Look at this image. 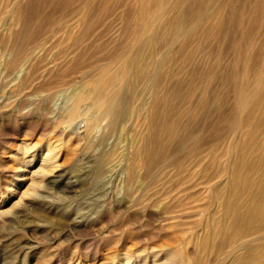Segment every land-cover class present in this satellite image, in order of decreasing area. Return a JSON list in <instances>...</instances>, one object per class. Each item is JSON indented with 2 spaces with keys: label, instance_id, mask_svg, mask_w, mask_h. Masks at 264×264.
I'll return each mask as SVG.
<instances>
[{
  "label": "rangeland",
  "instance_id": "rangeland-1",
  "mask_svg": "<svg viewBox=\"0 0 264 264\" xmlns=\"http://www.w3.org/2000/svg\"><path fill=\"white\" fill-rule=\"evenodd\" d=\"M263 2L222 0L221 18L209 38H204L205 28L194 31L192 24L176 29L189 33L184 46H168L166 38L172 32L158 26L166 42L155 48L153 58L168 73L160 74L154 100L148 88L121 75L129 105L127 113L110 125L105 105L90 98L78 104L80 115L70 120L73 124L54 122L49 111L67 120L74 105L69 98L72 89L90 88L96 94L103 85L98 79L102 70L108 75L121 62L114 58L116 54L146 49L145 34L136 29L139 0H11L8 8L13 14L4 17L10 22L4 36L10 40L7 60L23 52L28 65L24 71L35 81L63 77L66 83L51 89L29 85L16 90L12 79L17 72L0 71V195L15 176L17 157L44 151L49 143L60 150L51 188L23 194L0 214V264H148L152 255L164 252L181 256L188 264L197 259L229 264L230 256L202 252L197 244L212 223L211 215L220 209L209 183L224 185L221 168L228 167L239 145L248 143L246 136L235 134L238 145L233 149L229 125L242 111L234 85L251 83L256 70L264 68ZM205 20L214 26L213 19ZM190 49L193 56L187 57L192 55ZM134 90L141 97H131ZM73 126L78 128L73 131ZM21 140L29 145L25 154ZM129 144L146 152V158L155 155L163 160L149 168L156 176L149 187L134 189L124 183L128 163L145 170ZM116 149L119 153L111 157ZM245 154L251 158L255 152L249 149ZM196 157H200L197 166ZM182 175L195 177L184 192L177 187ZM147 191L160 198L170 191L166 201L182 198L185 204L164 213L158 201L147 200ZM36 193L45 198L34 197Z\"/></svg>",
  "mask_w": 264,
  "mask_h": 264
},
{
  "label": "bare ground",
  "instance_id": "bare-ground-1",
  "mask_svg": "<svg viewBox=\"0 0 264 264\" xmlns=\"http://www.w3.org/2000/svg\"><path fill=\"white\" fill-rule=\"evenodd\" d=\"M221 1L220 0H139V12H138L139 20L136 25V29L139 35L145 34L144 40L142 41L143 44L145 43V45L147 46L146 49H144V47L143 49L140 48L137 52L133 54H131V52L120 53L119 55L116 54L114 58L121 60V62L118 61L119 62L118 66H116L115 70L113 72L111 71L112 73L108 75L105 74V68H104L102 70L100 77L98 78L99 81L101 82V83L99 82V84L100 85L103 84L104 86L103 85L99 86L96 94L94 90L90 88L81 87L78 90L72 89V91L69 94V98L72 100V103H74V105L70 111V114L68 115L67 120H63V118L59 119L61 117L52 110L49 111L51 119L56 123L62 120L70 124H73V122L72 121L70 122V120L80 115L78 104L81 101L90 98L92 99L93 102L95 101L101 102L102 104L105 105L104 107L105 110L107 111L108 114L111 115L112 118L110 121V125H113L114 123H116L115 121L117 120V118L124 116L125 112L127 113L126 108L129 105L130 96H128V94H126L124 90L121 88V82H120L121 81L120 76L124 74L133 77L132 79L136 85L138 84L146 87V89L148 88L149 96H151V100H154L156 97V89H158L159 87L160 74L162 73V71H164L165 74L168 73V70H164V68L162 67L163 63L153 58L154 53H156L155 48L158 47L160 43L166 42V40L168 46H171V44H175V43L182 45L185 39H188L189 33L188 31L183 33H177L176 29L179 27H183L186 24H192L191 28L193 30L194 29L198 30L199 28H201L202 31L205 28L203 34L204 38H209L211 35L214 34V27H216L217 23H219V18H221L220 13H222L221 12L222 7L220 6L224 5V4L221 5V3L219 4V2ZM10 2L11 0H0V34L2 35V36L0 35L1 36L0 53L2 55V56L0 55L1 56L0 71L3 68V69H13L17 72V75L14 77V79H12L13 80L12 84L16 90H20L22 88L24 89V87H27L29 85L32 86L34 85L35 89H41L44 87H48L51 89L55 86L65 84L66 80L63 79V77L53 78L52 80H49L47 82L35 81L36 79L30 76L31 74H29L28 70L24 71V67L26 65L25 64L26 62H24L26 60V55H24L23 52H21L17 58H13L11 60L12 62L7 60V58L9 57L8 47L10 45V40L9 39L4 40V36L5 34L8 33L10 22H8L7 20L5 21L4 17L7 12L12 13V11H14L12 9L9 10L8 8ZM226 8L229 9L231 7L228 6ZM232 8L237 9L236 7H232ZM253 10L256 11L258 9L254 8ZM223 11L224 13H226V9L225 10L223 9ZM235 12L237 14V11ZM188 14L190 15V18ZM167 15H169L170 17H168ZM240 17L241 14L239 18ZM206 18H211V20L213 19L215 21L214 26L210 25L209 27L208 25H206L207 24L206 22L208 21L205 20ZM237 22L238 21H236L235 23L237 24ZM239 23H241V21ZM160 25L166 27L167 29L165 30H169L170 32H172V35L169 34L171 36L169 37L170 39L166 38L165 40V37L157 32L158 26ZM256 30L258 29H255V31ZM244 31L241 32L244 34ZM249 33H251L252 35V31ZM248 35L250 36V34ZM190 37L192 38V35ZM36 46L37 45H35V47ZM191 49L190 51L189 50L188 51L191 52ZM193 53L192 55L189 54L190 56L188 55L187 57H192ZM184 59L188 60V58H184ZM248 67L246 66L245 69L246 68L248 69ZM261 67L262 66H260V68ZM260 68H258L259 70H256L257 72L252 70L256 72V78L255 80L253 78V81H251V83L249 82L248 84L234 85L235 92L237 93L236 94L237 104H239L238 107L239 106L242 107V111L238 116H236V118L229 125L230 126L229 128H231L229 130H232L233 132L232 133L233 137L232 136L230 137V145H233L232 146L233 149L236 148V146L238 145L235 134L239 136L240 135L246 136V140L248 138V143L239 145V149L237 150L234 159L230 161L228 167L226 169L221 168L220 174L222 175L225 174L226 182L224 183V185H220L218 183L217 185L216 183L212 182L211 181L212 177L207 178L208 180L211 181V183H209V186L212 189L211 197L218 203L220 209L218 212L213 213L211 215L212 223H209V227L207 231L204 233V235L201 236L197 246L198 249H201L202 252L210 251V252H217L218 254H226L230 256L228 258L230 259L229 264H264V68L263 67L261 69ZM38 75L40 76V74ZM252 83L253 86H251ZM106 88H110V91L105 92ZM139 92L138 90L132 91L131 97H135V98L141 97V93ZM175 93L176 92H174V94ZM187 97L188 96L185 95V97L183 98H187ZM192 111H196V109L195 110L192 109ZM139 113H141V111ZM72 128H73L72 130L74 131L78 127L73 126ZM259 137H261L260 141L258 139ZM20 142H21L20 145H22L21 146L23 151L22 154H25L26 152H28L26 150V148L29 146L28 142H26L25 140H21ZM129 146L131 148L130 152L137 155L135 156L136 159L138 158L137 160H142V165L143 168H145V170L144 169L141 170L142 168L137 167L135 162L128 163L125 166L126 176L124 179V183L128 188L131 187L134 189L137 188L140 189L143 186L149 187L150 185L153 184L154 178L156 177L154 176V173L149 170V168L154 163L155 164L163 163V160L158 159V157H156L155 155L146 158L145 156L146 152H144L143 150H136L133 146H131V144H129ZM249 149L255 152V155L251 158H247L245 154ZM118 153L119 152L117 151V149L113 150L110 152V156L111 157L117 156ZM59 155H60V150L57 149V146L50 145L49 143L47 144L44 151L29 152L28 154L17 157L16 158L17 160H15V162L18 168L15 172V176H13L14 178L11 177L12 179L10 178L8 180V186L5 191L6 193H2L0 195V214H2L8 209L7 206L10 203H12L14 199H18V198L20 199V197L23 194L28 193L29 191L32 190L34 191L39 187L51 188L50 185L55 183L54 182L55 180L52 176L54 175L55 170L59 166V161H58ZM194 161L195 163H197L196 166L199 165L200 157H196ZM240 164H243V167H240ZM194 178L195 177L193 175H182L178 179L179 181L177 187L180 188L179 190H182L184 192V189L186 190L187 186L195 183V180H193ZM166 180H168V178L165 179L164 181ZM169 181L172 182L173 179H171L170 177ZM164 186L167 185L164 184ZM148 192L149 191H147L145 195H147ZM170 193H171L170 191H165L163 192V194L161 192L162 194L161 198L160 196L157 197V195L153 197L151 196V194H148L146 198H148L147 200H149L151 203L153 202L155 203V201H158L157 203L160 204L162 210H164V213H170L178 208H182L185 204L182 198L179 199L174 198L172 201H166L164 197L172 195ZM34 197L45 198V195L36 193ZM210 236L212 237L211 241L209 238ZM240 249L242 250L241 252H239L238 254H234L235 251ZM164 253L165 254L162 255L161 254H155L154 256L152 255L153 258H151V261L148 264H188L187 261L181 256H174V254H172L171 252L168 253L164 252ZM140 263L147 264V262H140ZM206 263L207 262H205L203 259H197L196 261L193 262V264H206Z\"/></svg>",
  "mask_w": 264,
  "mask_h": 264
}]
</instances>
